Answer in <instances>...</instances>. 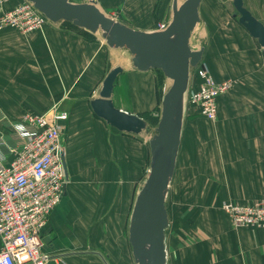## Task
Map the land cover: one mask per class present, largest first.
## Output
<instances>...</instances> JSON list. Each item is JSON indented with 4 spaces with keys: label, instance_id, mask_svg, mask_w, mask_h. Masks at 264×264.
I'll return each mask as SVG.
<instances>
[{
    "label": "crops",
    "instance_id": "0c3cea01",
    "mask_svg": "<svg viewBox=\"0 0 264 264\" xmlns=\"http://www.w3.org/2000/svg\"><path fill=\"white\" fill-rule=\"evenodd\" d=\"M22 1L13 0L4 10ZM100 1L103 12H117L119 21L135 30L155 32L172 20L173 0ZM243 1L264 25V0ZM235 25L240 30L233 34L211 26L203 56L217 82L236 83V91L219 100L216 124L189 104L199 84L191 77L167 210L169 200L178 207L182 200L181 213L198 215L186 232L167 229L168 264H264V230L235 228L222 210L226 203L264 200V56L257 41ZM84 32L51 23L29 36L0 31V157L12 160L10 151L22 146L12 125L26 114L44 115L56 106L67 113L63 145L69 182L42 233L48 239L43 250L52 256L48 264H136L128 233L149 171L151 127L139 136L120 133L95 116L91 102L110 71L120 67L118 84H127L129 102L128 108L115 105L145 120L160 107L157 76L136 71L130 54ZM204 124L207 135L204 129V136L195 133ZM193 136L207 140L200 157L192 153Z\"/></svg>",
    "mask_w": 264,
    "mask_h": 264
},
{
    "label": "water",
    "instance_id": "95a60500",
    "mask_svg": "<svg viewBox=\"0 0 264 264\" xmlns=\"http://www.w3.org/2000/svg\"><path fill=\"white\" fill-rule=\"evenodd\" d=\"M47 17L51 24H70L91 35H100L112 50H125L133 68L140 73L159 71L170 83L163 94L161 117L149 142V174L137 196L129 226V243L136 264H168L166 231L170 226L167 199L180 153L185 107L192 71L201 62L205 49L194 51L191 40L201 23L204 0H173L172 20L166 31L143 32L110 18L94 4L71 0H24ZM226 2L227 0H221ZM234 18L259 44L264 56V25L245 7L233 0ZM120 67L112 69L103 82L99 97L91 102L97 118L120 133L139 136L149 131L140 116L118 109L113 101ZM63 165L68 176L66 160ZM48 239L45 238L46 243Z\"/></svg>",
    "mask_w": 264,
    "mask_h": 264
},
{
    "label": "built area",
    "instance_id": "2783aa9c",
    "mask_svg": "<svg viewBox=\"0 0 264 264\" xmlns=\"http://www.w3.org/2000/svg\"><path fill=\"white\" fill-rule=\"evenodd\" d=\"M12 1L0 0V31L11 28L29 36L50 24L26 1L6 12L4 7ZM100 2L81 0L99 8ZM119 16L109 15L116 21ZM170 23H160L156 31H166ZM193 76L199 80L198 90L190 94L188 102L206 121L216 124L219 100L230 94L236 83L217 82L204 62L192 71ZM68 119V114L56 106L44 115L26 114L12 125L23 144L10 151L12 160L0 157V264H48L52 260L43 250L42 233L67 192L69 181L62 160ZM222 210L235 228L264 230V200L252 205L226 203Z\"/></svg>",
    "mask_w": 264,
    "mask_h": 264
},
{
    "label": "rangeland",
    "instance_id": "374dc122",
    "mask_svg": "<svg viewBox=\"0 0 264 264\" xmlns=\"http://www.w3.org/2000/svg\"><path fill=\"white\" fill-rule=\"evenodd\" d=\"M185 0H180V2H184ZM71 2L76 3V4H83L81 3V0H71ZM114 13V12H113ZM117 13V12H115ZM201 23L199 24V26L197 27L196 31L193 34L192 40H191V48L195 51L199 50L200 45L203 49H205L209 38H210V29L211 26L212 27H216L218 29H220L221 31H224L228 34H233L237 32V28L238 30L239 27L235 25V23H238V19L234 18L235 15V10L233 7V0H227L226 2H223L221 0H204L202 5H201ZM105 15H110L111 13H107L104 12ZM122 23V22H121ZM198 43V44H197ZM200 43V44H199ZM243 44V42H241ZM196 46V47H195ZM124 52L126 54H129L127 51L124 50ZM155 72V71H154ZM156 74V73H155ZM157 76V75H156ZM157 85L159 83V94L162 97L160 104H159V111H157L156 113H151V117L148 118L147 123H148V127L150 130L151 127V131L150 133L151 138L152 136L155 135L156 133V129L158 127L159 124V120L158 121H154L156 120V118L158 117V115H160L161 117V104H162V99H163V94H165L169 88L170 83L165 79L164 83L161 81H156ZM118 91L117 93H115L114 95V102L116 105L118 106H122L125 108H128V102H129V96H128V87L127 84L125 83H121L118 85ZM236 88V87H235ZM234 91H236L235 89L231 92L233 93ZM157 92H158V87H157ZM230 93V94H231ZM230 94H228L230 96ZM227 96V97H229ZM99 97V96H98ZM226 97V98H227ZM97 99V98H96ZM69 116V115H68ZM205 125V124H204ZM207 126H211V124L206 122ZM200 126V127H196L195 128V133H199L201 136H204L205 134H203L201 131H203L202 129H204L203 132H206V126ZM193 131V130H192ZM207 135V132H206ZM195 136H193L192 141H193V152L197 157L201 154H203V146L205 143H207L206 141H203L200 139V141H197ZM198 143L200 144V147L198 146ZM204 143V144H202ZM202 144V146H201ZM204 149L205 146H204ZM150 169V166H149ZM149 174V172H148ZM147 174V176H148ZM192 198L191 196H188V198H186V202H191ZM171 201V202H170ZM180 207L177 206V204H174L175 202L171 199L169 200V208L171 210V212H169V217H170V226L173 230H182L181 232H186V230H188L189 228H191L193 226V216H197L198 214H193V213H184V212H180V210L184 209V206L182 207L181 205L183 204L182 200H178ZM179 208V209H178ZM182 235L179 237V239L181 240Z\"/></svg>",
    "mask_w": 264,
    "mask_h": 264
},
{
    "label": "trees",
    "instance_id": "16d2710c",
    "mask_svg": "<svg viewBox=\"0 0 264 264\" xmlns=\"http://www.w3.org/2000/svg\"><path fill=\"white\" fill-rule=\"evenodd\" d=\"M65 26H68V27H71V28H75L74 26H72V25H70V24H64ZM86 35H88V36H90V38H93L94 36L93 35H91V34H89V33H86V32H84ZM155 73H156V75H157V81H161V83L163 82L164 83V81H165V77L163 76V74L161 73V72H159V71H155ZM119 81V79L117 80V82H116V85H115V89H114V95H115V93H117V91H118V82ZM157 87H158V101H159V104H160V101H161V96H160V94H159V83H158V85H157ZM116 106V105H115ZM157 111H159V108H157L156 110H155V112L154 113H156ZM149 117H151V114H146L145 116H144V118H145V120L147 121L148 120V118ZM159 120V118H156V120H154V121H158Z\"/></svg>",
    "mask_w": 264,
    "mask_h": 264
},
{
    "label": "bare ground",
    "instance_id": "6f19581e",
    "mask_svg": "<svg viewBox=\"0 0 264 264\" xmlns=\"http://www.w3.org/2000/svg\"><path fill=\"white\" fill-rule=\"evenodd\" d=\"M193 50V49H192ZM195 51V50H194Z\"/></svg>",
    "mask_w": 264,
    "mask_h": 264
}]
</instances>
